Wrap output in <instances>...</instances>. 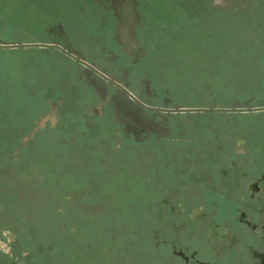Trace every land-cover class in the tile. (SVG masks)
Instances as JSON below:
<instances>
[{
	"label": "rangeland",
	"instance_id": "374dc122",
	"mask_svg": "<svg viewBox=\"0 0 264 264\" xmlns=\"http://www.w3.org/2000/svg\"><path fill=\"white\" fill-rule=\"evenodd\" d=\"M140 4L139 42L148 57L132 66L133 72L149 71L187 106L264 104L262 82L223 72V60L228 64L229 50L238 46L223 44L219 31L242 33L249 26L263 40L264 0ZM95 12L90 0H0V41L45 42L46 27L61 22L75 48L99 64L105 61L99 48L109 51L114 46H109ZM203 30L210 31V44L179 41L184 33L187 39L201 38ZM121 61L128 64L127 58ZM93 92L56 50L0 49V262L8 255L29 257V264H104L100 247L129 248L127 232L130 239L143 235L145 246L148 224L143 218L136 224L131 209L136 206L144 217L146 206L157 197L153 190L171 182L174 171H182L193 159L187 139L171 145L135 144L121 137L122 118ZM179 118L184 124L237 126L241 132L256 128L264 148V111L185 113ZM188 133L196 138L203 134ZM256 154L263 155L264 149ZM159 174L162 180L155 184ZM113 205L121 210L118 218ZM71 240L84 258H69ZM131 252L139 255L137 249Z\"/></svg>",
	"mask_w": 264,
	"mask_h": 264
},
{
	"label": "flooded vegetation",
	"instance_id": "af4514ba",
	"mask_svg": "<svg viewBox=\"0 0 264 264\" xmlns=\"http://www.w3.org/2000/svg\"><path fill=\"white\" fill-rule=\"evenodd\" d=\"M90 1L96 7L98 26L105 29L106 39L110 40L107 44L114 46L109 51L105 46L99 48L104 62L88 61L69 40L61 22L46 27L45 42L63 46L94 68L53 49L72 63L93 93L100 94L114 115L122 118L118 124L121 137L135 144L171 145L187 139L188 152L193 154L182 171H174L171 182L153 190L157 197L146 206L144 217L136 206L131 209L136 224L142 218L148 224L146 247L143 235L130 239L132 235L127 232L124 237L129 248L118 246L110 251L100 247L106 257L104 264H264V154H256L264 148L258 129L241 132L237 126L218 128L212 122L184 124L181 114L210 112L176 111L192 106L172 96L170 89L152 79L149 71L136 73L131 69L148 57L138 35L143 22L140 0ZM122 57L127 58V65ZM190 130L203 134L196 138L190 136ZM174 161H167L163 167ZM161 176L155 178V184L160 183ZM112 210L118 218L120 208L113 205ZM69 247V258H84L72 240ZM132 249H137L139 255H133ZM5 257L0 264L30 262L29 257Z\"/></svg>",
	"mask_w": 264,
	"mask_h": 264
},
{
	"label": "trees",
	"instance_id": "16d2710c",
	"mask_svg": "<svg viewBox=\"0 0 264 264\" xmlns=\"http://www.w3.org/2000/svg\"><path fill=\"white\" fill-rule=\"evenodd\" d=\"M243 29L244 32L242 33L239 29H235L236 31L230 29V31L225 33L219 29L221 33L220 39L223 44L238 46L229 50L231 54L228 56V64L223 60L225 66L223 72L232 77L239 72L245 78L258 79L259 82L264 84V48H262V44L264 45V34L261 35V37H263L262 40L259 35H257V28L247 26ZM251 29L256 32H251ZM203 32V37L195 40L191 37L187 39L186 34L184 33L179 41L185 42V40L190 39V42L192 41L198 45L204 43L210 44L213 41L211 39L210 31L203 30ZM221 51L224 52L223 49H221ZM232 59H234V61ZM242 60H245V62ZM259 85H261V83ZM255 102L256 101H253L252 103Z\"/></svg>",
	"mask_w": 264,
	"mask_h": 264
},
{
	"label": "water",
	"instance_id": "95a60500",
	"mask_svg": "<svg viewBox=\"0 0 264 264\" xmlns=\"http://www.w3.org/2000/svg\"><path fill=\"white\" fill-rule=\"evenodd\" d=\"M17 48H42V49H57L70 58L74 59L77 63H82L86 67L94 69L87 61L81 59L79 56L73 54L63 46L55 43L48 42H35V43H3L0 41V49H17ZM106 77V76H104ZM124 91L129 93L127 89ZM178 112H223V113H252L263 112L264 104H235L230 107H178Z\"/></svg>",
	"mask_w": 264,
	"mask_h": 264
}]
</instances>
